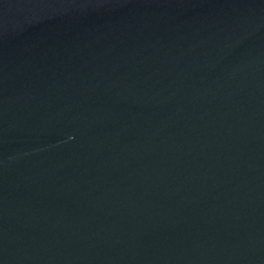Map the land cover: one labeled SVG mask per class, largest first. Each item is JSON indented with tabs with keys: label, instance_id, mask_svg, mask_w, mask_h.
<instances>
[{
	"label": "water",
	"instance_id": "obj_1",
	"mask_svg": "<svg viewBox=\"0 0 264 264\" xmlns=\"http://www.w3.org/2000/svg\"><path fill=\"white\" fill-rule=\"evenodd\" d=\"M0 264H264V0H0Z\"/></svg>",
	"mask_w": 264,
	"mask_h": 264
}]
</instances>
